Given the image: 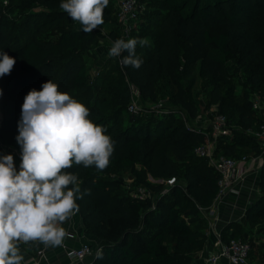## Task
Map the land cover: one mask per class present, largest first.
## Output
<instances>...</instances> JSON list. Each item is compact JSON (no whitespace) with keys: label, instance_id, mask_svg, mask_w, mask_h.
<instances>
[{"label":"trees","instance_id":"trees-1","mask_svg":"<svg viewBox=\"0 0 264 264\" xmlns=\"http://www.w3.org/2000/svg\"><path fill=\"white\" fill-rule=\"evenodd\" d=\"M160 1L163 8L155 18L157 34L153 44L146 46V55L140 56L142 66H124L119 57L120 68L110 70L115 72V78H104V71L99 68L93 79L88 77L82 53L96 40L93 32L84 33L81 27L68 25L55 35L39 38L9 24L11 20L4 16L0 4V50L15 59L10 74L0 77V135L16 140L24 96L32 89L40 90L50 79L61 92L83 103L90 110L89 119L106 126V134L115 142L106 169L75 164L67 169L77 175L81 194L90 190L76 202L83 231L100 244L92 264H188L193 248L200 243L201 230L192 226V221L204 219L200 210L210 206L217 194V174L206 157L193 152L209 126L191 123L196 122L200 102L197 105L194 100L191 80L180 79L184 66L195 62L197 77L209 86L208 104L221 107L232 98L231 92L222 89L228 78L227 63L233 57L246 82L262 85L264 94V0ZM8 3L6 11L16 9V13L38 4L39 15L48 18L44 23L67 14L60 8L61 0ZM25 18L17 23L31 22ZM36 31H41L40 26ZM33 49L38 53L37 60L22 65L20 52ZM140 51L136 47L137 55ZM128 83L137 89L142 100H154L159 87L170 110L147 116L124 114L130 99ZM234 109L237 126L217 136L215 154L235 157L241 154L237 153L241 148L247 152L258 149L251 131L258 128L263 117L242 100L235 103ZM126 169L133 170L136 180L155 192L162 189L163 182H149L147 176L158 180L173 176L175 181L153 198L130 197L114 190L115 181L107 177L110 172ZM257 185L260 194L244 211L248 220L264 215V159ZM187 213H191L189 221L185 220ZM231 224L220 229L221 239L248 241L233 235ZM167 240H171L170 246Z\"/></svg>","mask_w":264,"mask_h":264},{"label":"clouds","instance_id":"clouds-1","mask_svg":"<svg viewBox=\"0 0 264 264\" xmlns=\"http://www.w3.org/2000/svg\"><path fill=\"white\" fill-rule=\"evenodd\" d=\"M108 4L109 0H61L60 8L84 33H92L104 24ZM148 44L147 38H118L108 55L139 69L143 60L136 47ZM14 65L15 59L0 50V77L10 74ZM90 115L83 103L50 79L24 96L15 137L21 150L19 170L11 154L0 156V264H23L21 242L63 244L66 231L61 225L79 211L76 201L90 192L81 194L77 175L67 169L75 164L102 171L114 152L107 127L95 124Z\"/></svg>","mask_w":264,"mask_h":264},{"label":"rangeland","instance_id":"rangeland-1","mask_svg":"<svg viewBox=\"0 0 264 264\" xmlns=\"http://www.w3.org/2000/svg\"><path fill=\"white\" fill-rule=\"evenodd\" d=\"M9 0H0V4L3 8V14L11 21L9 24H13L16 29L23 32L22 29L26 31L27 34H33L39 38H44L47 35H55L57 31L61 29V27L74 26V27H81L78 23L71 20L70 17L66 14L64 18L59 20H54L49 23H44L48 20L45 16L39 15L40 6L38 4H32L27 9L24 8L19 13H16V9L6 11V8L9 5ZM116 2L117 0H109V4L107 8L104 10V24L99 26L98 28L94 29L92 32L96 36V40L90 44L88 47H84L82 49L83 53V61L84 64L88 68V77L89 79H93L94 75L97 71L101 70L102 68L104 71V78L110 76V78H115V72H112V68H120L119 57H110L108 55L109 49L112 45V42L119 38L120 36V27L121 24L119 23L116 17ZM139 4L141 7V12L136 20H133L129 28V33L127 37H124L125 40L129 38H147L149 44L148 46L153 44V40L157 34L155 18L163 8L162 2L160 0H139ZM7 5V6H6ZM21 17H26L25 21L29 19L31 21L28 24L20 25L18 24V19L20 20ZM28 21V22H29ZM40 26L41 31H36L35 28ZM23 27V28H22ZM47 34V35H46ZM141 51L138 53V56H144L147 53V47L137 45ZM264 53V50H263ZM38 58V53L35 49L30 50L29 52L23 51L20 52L19 60L22 65L28 66L34 63ZM227 72L228 78L226 80V87L222 90L226 92H231L232 98L226 99L223 105L220 107L218 104H208V90L209 86L199 77L196 75L195 69V62L187 64L182 68L180 79L182 82H189L191 80V91L194 97L196 104L198 105L200 102L196 122L191 121L193 124H204L206 125L209 120H211L214 113L219 112L222 110L225 114L227 120H229L228 127L232 130L237 126V112L234 109V105L238 101H244L251 104V98L256 97L260 105H264V94L261 92L262 85L252 86L245 80V74L242 71L241 67L237 64L236 57L231 58L227 63ZM262 69V68H261ZM126 85L127 82L125 81ZM135 104L138 107V112L135 113L136 115L147 116L148 114L152 113H164L170 110L166 102V98L163 95L160 88H157L156 98L154 100H142L140 99L139 95L134 100ZM258 112L257 109H254V113ZM126 115H131L134 113L128 112L126 109ZM154 117V115H153ZM182 118V114L180 116ZM184 118V117H183ZM182 118V119H183ZM1 119V113H0ZM126 116L122 117V123L125 121ZM189 122V120H187ZM198 122V123H197ZM222 142H220L221 144ZM20 146L17 144L16 140L9 139L5 136L0 135V156L11 154L14 158V164L17 170H19L20 165ZM237 153H247L246 148H241L237 151ZM262 163V161H261ZM259 164V167L261 165ZM259 170V168H258ZM107 177L115 181L114 183V190L122 191L123 193L129 195L130 197L133 196V192L136 191V187L142 186L146 190H148L149 196L153 198L159 194H162L161 190L159 192H155L148 188L146 184L143 182H139L136 180V173L133 170H121V171H114L108 173ZM149 182H163V187H167L166 182L159 181L158 179H151L147 176ZM175 178L173 180V183ZM172 185V184H171ZM162 187V188H163ZM260 192H256L255 197H258ZM217 200H213L210 206L205 209L200 210V215L204 219H196L192 221V226H196L201 230V240L200 243L193 248L190 261L193 256H197L198 252L202 249V247L206 243L207 235L205 231H207V227L210 228V225L215 222L216 219L209 213H215L217 210L218 205ZM249 204V203H248ZM247 204V206H248ZM246 206V207H247ZM242 209L241 207L238 209L239 214L235 219L232 221H228L224 226L229 223L231 224L232 234L233 235H241L248 239L250 245V251L247 257L246 264H264V215H259L254 219L248 220L244 216V211L246 209ZM191 213H187L185 216V220L189 221ZM171 240H167V245L170 246ZM95 245H100L96 243Z\"/></svg>","mask_w":264,"mask_h":264},{"label":"built area","instance_id":"built-area-1","mask_svg":"<svg viewBox=\"0 0 264 264\" xmlns=\"http://www.w3.org/2000/svg\"><path fill=\"white\" fill-rule=\"evenodd\" d=\"M140 12L141 7L137 0H117L116 17L121 24L119 38L124 39V37L128 36L129 23L135 20ZM128 87L130 99L126 105V109L128 112L135 114L139 110L134 102L138 97V91L132 84L128 83ZM251 107L257 109L264 119V105H260L258 98H251ZM207 124L209 126V131L205 134L202 142L193 148V152L197 156L206 157L208 164L217 174V194L213 200L219 202L226 196L232 197L235 203L245 175L251 168L258 170L259 164L264 159V121L258 125L256 130L251 131L258 143L257 151L241 153L235 157L215 154L213 151L217 136L226 134L230 130L225 115L221 112L214 113ZM149 178L151 177L149 176ZM173 180V176L159 179V181L166 182L167 185H171ZM166 190L167 187H163L161 192ZM132 194L136 198L150 197L148 190L142 186L136 187V191ZM150 207H154L153 203H151ZM209 213L216 219V213H212V211H209ZM66 237L72 238L73 233L71 231L66 232ZM39 245V248L36 249V254L41 258L44 256L43 248L45 245L41 243H39ZM249 249L250 245L247 240L241 238L223 240L218 232L213 242L212 249L201 258L199 264H246ZM99 251V245H91L88 242H82L78 246L68 248L65 251V255L68 259L66 264H92V260ZM86 256H90V259L85 260Z\"/></svg>","mask_w":264,"mask_h":264},{"label":"crops","instance_id":"crops-1","mask_svg":"<svg viewBox=\"0 0 264 264\" xmlns=\"http://www.w3.org/2000/svg\"><path fill=\"white\" fill-rule=\"evenodd\" d=\"M258 170L251 168L244 177L240 192L235 199V203L232 197H223L217 205L216 220L207 227L205 234L207 235L206 243L202 249L198 252L197 256H193L188 264H199L201 258L208 254L212 249L213 242L217 233L228 222L235 219L239 214V208L244 209L248 203H250L256 192L258 191L257 185ZM66 232L71 231L73 233L72 238H64L63 244L57 247L44 246V256L39 258L36 254V249L39 248L38 242L19 244L20 250L24 255L23 264H66L68 259L65 255V251L68 248L76 247L82 242H88L91 245L98 243L97 239L88 235L83 231L82 221L78 214L71 216L66 222L61 225ZM90 256H86L85 260H89Z\"/></svg>","mask_w":264,"mask_h":264}]
</instances>
